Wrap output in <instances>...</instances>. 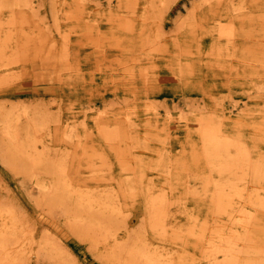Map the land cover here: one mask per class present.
I'll return each mask as SVG.
<instances>
[{
    "label": "rangeland",
    "instance_id": "obj_1",
    "mask_svg": "<svg viewBox=\"0 0 264 264\" xmlns=\"http://www.w3.org/2000/svg\"><path fill=\"white\" fill-rule=\"evenodd\" d=\"M24 1L0 3V75L7 76L0 86V101L10 107L21 100L30 105L31 115L49 114L37 133L49 151L64 159L74 187L119 194L132 191L134 197L120 200L128 213V228L144 217L149 242L168 247L173 257L187 251L188 264H204L192 230L198 231L210 218H226L210 212L212 187L207 180L214 171L201 153L195 118L223 116L225 133L242 145L247 143L249 158L264 165V82L246 75L249 66L264 71V0H111V4L53 0V7L52 0ZM143 14L149 18L143 19ZM149 102L156 108H149ZM126 114L136 121V129L126 130L123 137L114 135L109 144L98 125L112 128L106 119ZM30 119L23 116V123L30 121L34 129ZM117 143L128 148L116 153L111 145ZM11 162L13 167L0 158V201L11 204L17 228L35 237L24 264H57L48 257L36 258L33 250L43 238L65 255L60 264H105L97 258L106 249L101 235L96 234V240L92 232L75 227L66 202L57 201L50 208L41 203L32 177L24 175L16 157ZM122 162L129 168L122 170ZM262 166L257 181L251 172L246 179L264 201ZM145 182H152L156 190L164 187L161 191L168 196L165 234L149 228ZM256 208L252 219L256 229L246 251L237 249L248 259L246 264H264V206ZM118 226L124 235L122 223ZM172 232L177 234L171 237Z\"/></svg>",
    "mask_w": 264,
    "mask_h": 264
},
{
    "label": "bare ground",
    "instance_id": "obj_2",
    "mask_svg": "<svg viewBox=\"0 0 264 264\" xmlns=\"http://www.w3.org/2000/svg\"><path fill=\"white\" fill-rule=\"evenodd\" d=\"M2 1L4 0H0V3H2ZM17 1H21V0H17ZM125 1L127 3L134 2V0H125ZM201 1L208 2L210 0H201ZM106 2L107 4H111L112 1L107 0ZM54 3L52 0V7L53 5H55ZM203 5L204 3L202 4V6ZM231 6H234L233 8H235V5H231ZM158 9L156 7L155 10L157 11ZM206 11H208V9H206ZM192 12L193 11H191V13ZM53 15L55 14L53 13ZM148 18L149 16L147 14H143V19H148ZM228 24H230V22ZM232 27H229L230 30ZM58 31H59V28H58ZM223 32H221V34ZM156 45L158 46V43ZM156 45H155V49H157ZM215 45L216 44H214V46ZM151 49L149 48V50ZM149 55H152V54H149ZM259 65L260 63L258 64V66ZM67 68L68 66L66 67V69ZM132 73L133 72H131L130 74ZM144 75L145 74L141 75L143 81H148V77L145 78ZM246 75H249L250 80L258 78V79H261L260 81L264 82L262 80V78L264 77V71L254 68V66H249L248 73ZM6 77H4L3 75L2 76L0 75V86L5 84V82L7 81ZM147 90L148 89H146V91ZM6 103L7 101H0V158L2 162H4L8 166L10 165L11 167H13L11 161L12 160L14 161L16 157V161L20 164V167H22L21 170L23 171L24 175H27L28 177H32L31 179L32 183H34L38 194L41 195L39 197V201L41 203L47 204V206L50 208L57 201L63 202V204L61 205H64V203L66 202L64 207H66V209H69L68 214L73 219L72 224H74L75 227L80 228L86 232H92L96 240H97L96 234L101 235V239L104 242H106L105 244L106 249L104 250V252H102L101 255H98L97 257L98 260H100L101 262H104L105 264H188L186 261V258L188 255L187 251L179 253L177 254L176 257H173L175 253L173 254V252L170 249H167L168 247L165 248L166 246L164 247L161 244H156V243L148 241V235L146 233L147 227L145 224L144 217H142L140 221L136 223L134 227L128 228L127 226V222H128L127 214L128 213L126 214L125 203L121 204L120 200L122 197L124 198L134 197V193L132 191L131 192L126 191V193L119 194L111 190H107V191L99 190L98 191L96 189L98 191L96 192L94 190L93 191H89L86 189L80 190L79 188L74 187L73 182L68 178V174L66 171V164L64 162V159L61 157H58L59 153L57 155V152L49 151V147L47 146L46 143H44L43 139H41V137H39V134L37 133L38 130H40L46 125V119L49 116V114L46 111H41L37 114L33 112V115H31L30 110H29L30 105L25 104V102L21 100H17L15 103H10V107H8ZM149 108L155 109L156 107L153 106L152 103H150ZM23 116L32 118L30 120L35 122L34 129L29 127L31 123L30 121H27L25 124L23 123ZM103 117H104V114H103ZM195 119L197 120V125H198L196 127V131H197L196 137L200 141L199 145H200L201 153H203L204 157L207 158L204 160H205V163L207 162L210 165V171L212 172L214 171V175L211 176V179L208 178L207 180V182L212 187V193L210 194L208 198L210 212L212 214H215V213L220 214L219 216H222V214H224L226 218V221H221L220 219L210 218V220H205L199 225L198 231L192 230V233H194L195 239L197 241L196 247L202 249L201 257L204 260V264H246L248 259H246L244 255L239 256L237 249L241 250L242 252L246 251V248H247L246 244L248 245L252 237V234H251L253 233L252 229H256L254 227L256 220L254 221V223H252V219L255 218L254 217L255 213L253 214V211H254L253 207L255 206L256 208V207L264 206V201L261 200L258 197V195H256L258 193H255L256 188L248 187V184H247L248 181L246 179L248 176L246 177V175L249 174L248 172H251L250 175H254L253 179H256L257 181V179H259L262 174L260 173L262 163L253 162L249 158V153L246 147L247 146L246 142H245L246 143L245 145H242L238 139H236L235 137L231 138L229 137V135L225 133V130L223 129V124H224L222 120L223 116L221 119L217 117L216 114H214L213 116L208 115L207 117L203 115ZM106 120L110 122L113 127L107 129L105 125L104 126L98 125V128H99L98 131H99V134L106 141L108 140L109 144L112 142L111 139L114 135L118 137V134H121L123 137L125 136V134H127L128 131H130V129L132 128L136 129V126H137L136 121L133 118H131L130 115H127V114L125 115V118L119 117V118H115L111 120L110 119H106ZM106 120H103V121H106ZM160 122L161 121H159V123ZM94 125H95V122H94ZM118 143L116 144L117 146L111 145V149L114 150L115 152L124 151L125 149L128 148V145L126 144L119 145ZM139 147L143 149L146 146L141 145ZM122 154L123 153H121V155ZM121 164L123 166L121 167L122 170L129 168L126 162H122ZM262 167H264V165ZM76 169L77 168H75V170ZM177 176L178 175H176V178H174L175 179L174 182L178 180ZM99 177L103 178L105 176L101 175ZM99 177H96L95 180L98 179ZM105 178H108V177H105ZM171 179L172 178L170 177V180ZM248 180H249V177H248ZM143 187L145 191L144 192L145 194L143 195V197H145L146 198L145 200L147 201L146 208H147V214H148L149 228L152 229L157 234H161V235L165 234L167 230L166 228L167 218L166 217L168 215L167 211L169 207L168 205L169 201L167 198L168 196L166 197L165 193L161 191L163 190L164 187H160L158 190H156L154 189V185L152 182H147L146 185ZM122 189L124 190V188ZM125 189H126V186H125ZM123 190H121V192ZM128 190L130 191V189ZM136 190L141 191L140 187H138V189ZM140 191L139 193H143ZM68 200H70L71 202L67 206ZM171 209H174V208L172 207ZM175 214H176V211H175ZM16 221H17L16 215L14 213V210L11 204H6L5 202L0 201V264L6 263L9 261L13 263H18V264H24L27 262L26 260H28L31 257L32 243L34 242L35 237L33 236V233L31 231L17 228ZM119 223L120 224L122 223L123 225L124 235H120L119 233L120 232L119 226H118ZM240 228L242 229L241 233H240L241 231ZM262 228L263 227H261V230ZM174 231H176V229ZM176 234H177L176 232H172L170 235L172 237ZM45 236L47 237V235ZM182 242H183V239H182ZM36 246H37L36 250H33L34 254L36 255V258L48 257V258H51V261H54L57 264H60L62 260L65 259L64 257L65 255L63 256L60 249H58V247L55 244H52V242L48 238H43L42 240L36 242Z\"/></svg>",
    "mask_w": 264,
    "mask_h": 264
}]
</instances>
